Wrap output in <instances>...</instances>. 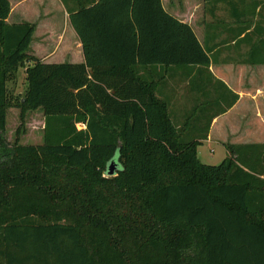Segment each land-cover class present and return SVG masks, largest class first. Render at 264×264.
<instances>
[{
	"label": "trees",
	"instance_id": "1",
	"mask_svg": "<svg viewBox=\"0 0 264 264\" xmlns=\"http://www.w3.org/2000/svg\"><path fill=\"white\" fill-rule=\"evenodd\" d=\"M260 5L234 14L236 41L257 37L249 64L264 63V29L245 32ZM8 12L0 0V264H264V143L223 144L217 165L196 156L237 96L214 79L225 107L177 123L158 94L164 69L208 66L186 23L160 0L80 2L68 20L83 62L49 64ZM19 68L20 95L6 86ZM6 108L42 113L40 144L7 141Z\"/></svg>",
	"mask_w": 264,
	"mask_h": 264
},
{
	"label": "crops",
	"instance_id": "2",
	"mask_svg": "<svg viewBox=\"0 0 264 264\" xmlns=\"http://www.w3.org/2000/svg\"><path fill=\"white\" fill-rule=\"evenodd\" d=\"M7 1V24L26 22L34 25L28 46L29 54L42 63L83 62L80 43L69 24L68 11L87 0H66L67 8L60 0ZM239 1L241 0H160L161 7L167 14L190 27L209 58L206 68L193 67L189 74L185 68L163 70L158 94L164 98L168 109L170 106L171 117L177 123H182L195 106L204 107L201 113L206 116L224 108L231 96L214 79L237 96L230 107L210 120L206 139L196 147L198 160V148L202 143L216 144L221 151V160L226 154L223 144L264 143L255 140L262 135L264 127V63H248L250 45L257 37L252 35L250 41L240 43L234 37L236 29L242 26L235 22L234 14L241 10L243 12L245 5L249 12L253 0H242V4ZM255 1H259L261 5L255 9L252 19L245 15L250 19L245 32H250L256 25L264 29V0ZM236 7L240 9L238 12L235 11ZM156 73L162 74V71L156 68ZM207 102H210L209 106L205 105ZM245 117H248L245 126L239 131L236 121ZM41 119L43 122V117ZM211 151L212 149L205 151L204 148L200 150L202 160H207ZM258 200L253 206H258Z\"/></svg>",
	"mask_w": 264,
	"mask_h": 264
},
{
	"label": "rangeland",
	"instance_id": "3",
	"mask_svg": "<svg viewBox=\"0 0 264 264\" xmlns=\"http://www.w3.org/2000/svg\"><path fill=\"white\" fill-rule=\"evenodd\" d=\"M23 68H19L16 73V78L12 82H7V90L12 94H21L25 88V81L23 75ZM170 110V106H169ZM171 111V110H170ZM40 111H28L24 113L22 119L19 117L18 109L16 108H6L5 110V126L4 135L9 143L13 141L17 144L26 145H36L40 144L42 141V116ZM242 116V115H241ZM248 117L240 118L236 122L239 125V131L245 126V120ZM262 135L255 140L264 141V127L261 130ZM245 139V138H244ZM212 149L208 153V159L202 160L200 155V150L202 149ZM199 161L205 162L208 165H217L220 161V149L214 143H202V146L198 148ZM113 159H116V154H114Z\"/></svg>",
	"mask_w": 264,
	"mask_h": 264
},
{
	"label": "water",
	"instance_id": "4",
	"mask_svg": "<svg viewBox=\"0 0 264 264\" xmlns=\"http://www.w3.org/2000/svg\"><path fill=\"white\" fill-rule=\"evenodd\" d=\"M113 172V168H112V162L109 163L108 167H107V174L108 176L112 175Z\"/></svg>",
	"mask_w": 264,
	"mask_h": 264
}]
</instances>
